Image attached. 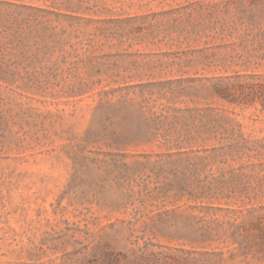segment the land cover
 I'll return each mask as SVG.
<instances>
[{
	"label": "rangeland",
	"instance_id": "rangeland-1",
	"mask_svg": "<svg viewBox=\"0 0 264 264\" xmlns=\"http://www.w3.org/2000/svg\"><path fill=\"white\" fill-rule=\"evenodd\" d=\"M0 264H264V0H0Z\"/></svg>",
	"mask_w": 264,
	"mask_h": 264
}]
</instances>
